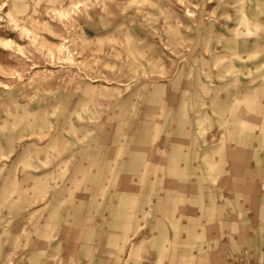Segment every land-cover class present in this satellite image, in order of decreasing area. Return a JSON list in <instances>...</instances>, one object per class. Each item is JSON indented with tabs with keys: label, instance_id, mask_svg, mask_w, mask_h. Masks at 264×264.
Returning <instances> with one entry per match:
<instances>
[{
	"label": "clouds",
	"instance_id": "clouds-1",
	"mask_svg": "<svg viewBox=\"0 0 264 264\" xmlns=\"http://www.w3.org/2000/svg\"><path fill=\"white\" fill-rule=\"evenodd\" d=\"M0 264H264V0H0Z\"/></svg>",
	"mask_w": 264,
	"mask_h": 264
},
{
	"label": "rangeland",
	"instance_id": "rangeland-1",
	"mask_svg": "<svg viewBox=\"0 0 264 264\" xmlns=\"http://www.w3.org/2000/svg\"><path fill=\"white\" fill-rule=\"evenodd\" d=\"M237 36H238V37L240 36V33H239V32H237Z\"/></svg>",
	"mask_w": 264,
	"mask_h": 264
}]
</instances>
